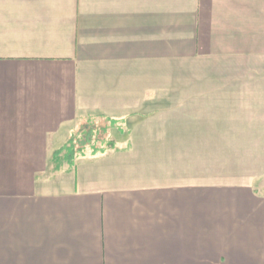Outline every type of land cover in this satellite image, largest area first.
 Here are the masks:
<instances>
[{"label": "crops", "instance_id": "obj_1", "mask_svg": "<svg viewBox=\"0 0 264 264\" xmlns=\"http://www.w3.org/2000/svg\"><path fill=\"white\" fill-rule=\"evenodd\" d=\"M0 264H264V0H0Z\"/></svg>", "mask_w": 264, "mask_h": 264}, {"label": "rangeland", "instance_id": "obj_2", "mask_svg": "<svg viewBox=\"0 0 264 264\" xmlns=\"http://www.w3.org/2000/svg\"><path fill=\"white\" fill-rule=\"evenodd\" d=\"M110 121L111 124L107 123L105 120L98 121L93 118H91L89 121H86L83 126L71 133L72 137L70 138V144L66 145L64 149L65 152H76L77 155H82L84 154L85 150H87V147L91 149L89 152H93L95 149L100 148V146H104V148L109 147V142H111V140H121L124 138L123 135L116 131L115 133L111 132V128L117 126L114 124L115 122L119 124L118 127H120V129L123 128V123H120L116 120ZM62 164L64 163L62 162ZM71 176V174H64L61 180L63 182H67Z\"/></svg>", "mask_w": 264, "mask_h": 264}, {"label": "trees", "instance_id": "obj_3", "mask_svg": "<svg viewBox=\"0 0 264 264\" xmlns=\"http://www.w3.org/2000/svg\"><path fill=\"white\" fill-rule=\"evenodd\" d=\"M76 155H77L76 152H68V153H66L65 150H61L59 153H57V157L60 159V163L71 161V159L75 158Z\"/></svg>", "mask_w": 264, "mask_h": 264}]
</instances>
